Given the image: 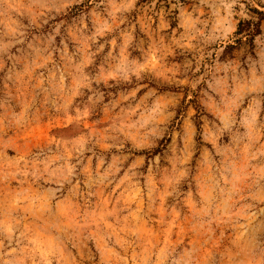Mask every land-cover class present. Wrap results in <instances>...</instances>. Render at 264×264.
<instances>
[{
	"label": "clouds",
	"instance_id": "1",
	"mask_svg": "<svg viewBox=\"0 0 264 264\" xmlns=\"http://www.w3.org/2000/svg\"><path fill=\"white\" fill-rule=\"evenodd\" d=\"M0 264H264V0H0Z\"/></svg>",
	"mask_w": 264,
	"mask_h": 264
}]
</instances>
